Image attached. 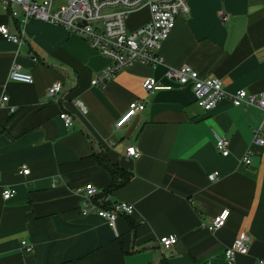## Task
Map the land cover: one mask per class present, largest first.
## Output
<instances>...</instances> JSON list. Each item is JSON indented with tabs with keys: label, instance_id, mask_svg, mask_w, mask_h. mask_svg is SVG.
Wrapping results in <instances>:
<instances>
[{
	"label": "crops",
	"instance_id": "0c3cea01",
	"mask_svg": "<svg viewBox=\"0 0 264 264\" xmlns=\"http://www.w3.org/2000/svg\"><path fill=\"white\" fill-rule=\"evenodd\" d=\"M187 3L189 11L178 15L161 44V64L136 62L101 87L91 80L110 60L86 40L48 21L23 22L17 4L9 11L0 5V25L24 39L18 45L0 34V96L8 95V106L0 108L1 264H226L225 249L244 232L248 253L236 255L235 263L264 260V145L253 141L264 111L235 106L229 97L205 111L190 84L166 76L169 67L186 64L220 78L227 93L264 91V0ZM148 19L143 6L126 26L133 30ZM14 63L32 76L30 83L8 79ZM147 78L171 88L148 92ZM56 81L62 91L48 97ZM75 99L87 114L78 112ZM140 99L144 110L116 129L129 103ZM62 111L73 115L71 126L59 118ZM215 133L228 140L227 156L216 149ZM128 145L141 155L127 158ZM247 150L249 164L242 161ZM100 159L115 169L113 189ZM214 172L218 178L210 180ZM86 184L110 202L134 205L131 215L116 218L117 235L103 218L80 213L76 190ZM10 187L16 193L4 200L1 193ZM224 209V226L209 232ZM163 236L177 240L160 250ZM22 240L31 252L20 249Z\"/></svg>",
	"mask_w": 264,
	"mask_h": 264
},
{
	"label": "built area",
	"instance_id": "2783aa9c",
	"mask_svg": "<svg viewBox=\"0 0 264 264\" xmlns=\"http://www.w3.org/2000/svg\"><path fill=\"white\" fill-rule=\"evenodd\" d=\"M12 4H17L23 12V22L30 18L48 21L61 26L86 40L92 48L110 60L107 67L95 74L91 80L92 86H104L120 70L136 62L157 65L163 62L159 55V49L172 31L176 18L180 14L187 13L189 6L187 0H67L64 5L55 7L53 0H0L4 10L9 11ZM147 6L149 19L141 26L129 30L126 20L129 14L140 7ZM12 15L16 13L10 11ZM222 21L227 20V15L220 14ZM0 34L16 43L21 44L24 39L21 35L11 34L5 25H0ZM169 79L175 80L181 85L192 86L195 102L198 107L205 111L212 110L221 99L229 97L235 106L256 107L264 111V91L249 93L245 89H239L234 93H227L223 88V81L218 77L201 76L189 65L169 67L166 71ZM8 79L23 83H30L32 76L23 68L14 63L8 72ZM148 92L170 89L171 86L163 84L153 78H147L142 83ZM62 91L59 81L53 82L46 90L48 97L57 98ZM8 95L5 91L0 96V108L7 107ZM73 104L82 115L87 114L88 108L81 99L73 100ZM145 108V100H135L129 103L127 110L116 120L115 128H122L132 116ZM13 108L10 111L13 112ZM131 114V115H129ZM64 126L69 127L74 121L72 114L62 111L59 114ZM264 118L259 127L254 131V143L264 145ZM216 149L224 156L229 154L228 140L215 133ZM108 144H112L109 140ZM141 152L133 145L125 149V156L136 159ZM242 161L246 164L251 162V151L247 150ZM22 174H28L29 169L23 168ZM210 180L218 178L217 172L209 175ZM82 196L80 213L83 216L96 214L103 218L117 235L116 218L119 215L129 216L134 212L131 203L116 201L110 202L106 197L98 202L97 189L91 184H86L76 190ZM14 188H5L1 195L4 200L15 195ZM109 201V202H107ZM107 206H102L105 204ZM229 210L224 209L216 216L210 225L209 232H215L222 228L228 218ZM175 236H163L159 239L160 250L170 248L176 242ZM250 243L249 235L244 232L236 237L225 249L226 264H236V255H246ZM22 251L31 252L33 247L26 240L20 242ZM1 264V263H0ZM154 264V263H150ZM257 264H264V260H258Z\"/></svg>",
	"mask_w": 264,
	"mask_h": 264
},
{
	"label": "trees",
	"instance_id": "16d2710c",
	"mask_svg": "<svg viewBox=\"0 0 264 264\" xmlns=\"http://www.w3.org/2000/svg\"><path fill=\"white\" fill-rule=\"evenodd\" d=\"M100 163H102L106 168L109 169V171L111 172L112 174V183L111 185L108 187V189H113L115 188L117 185H118V182H116V175H115V169L113 167H111L110 165H107L105 162H103L101 159L99 160ZM105 198V194H100L96 197V200H98V202H101L103 201V199ZM109 202V201H107ZM107 203L105 204H102V206H107L106 205ZM126 216V215H124Z\"/></svg>",
	"mask_w": 264,
	"mask_h": 264
},
{
	"label": "snow or ice",
	"instance_id": "6c2138e0",
	"mask_svg": "<svg viewBox=\"0 0 264 264\" xmlns=\"http://www.w3.org/2000/svg\"><path fill=\"white\" fill-rule=\"evenodd\" d=\"M129 115H131V114H129Z\"/></svg>",
	"mask_w": 264,
	"mask_h": 264
}]
</instances>
